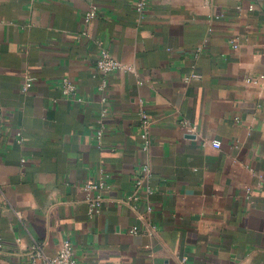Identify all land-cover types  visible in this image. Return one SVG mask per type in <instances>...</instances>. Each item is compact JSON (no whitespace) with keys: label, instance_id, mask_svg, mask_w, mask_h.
<instances>
[{"label":"crops","instance_id":"1","mask_svg":"<svg viewBox=\"0 0 264 264\" xmlns=\"http://www.w3.org/2000/svg\"><path fill=\"white\" fill-rule=\"evenodd\" d=\"M263 43V0H148L143 18L134 0H0L2 264L66 240L78 264H264ZM102 47L127 66L106 103ZM102 177L92 218L84 185Z\"/></svg>","mask_w":264,"mask_h":264},{"label":"built area","instance_id":"2","mask_svg":"<svg viewBox=\"0 0 264 264\" xmlns=\"http://www.w3.org/2000/svg\"><path fill=\"white\" fill-rule=\"evenodd\" d=\"M136 11L143 18L148 10V0H134ZM264 1V0H263ZM250 8H253L252 6ZM97 17L96 9L93 7L89 9L84 15V23L88 25L92 20ZM83 36L90 37L88 31L82 33ZM235 47H237L236 42H234ZM264 45V43H263ZM97 68L103 74V79L99 86V90L102 95V102L106 103L108 101V89H109V75L127 69V66L120 60L113 57L110 51L102 47L100 51L99 58L97 60ZM251 82H258L257 80H249ZM30 85L28 82L25 89ZM77 90L76 83L71 79H64L63 92L68 96H75ZM108 110L103 112V116L107 115ZM140 128H141V138L144 141L145 152H149L152 144L151 138V126L152 121L149 114L142 108L139 112ZM103 136V130H100L97 137L100 139ZM212 146L216 149H220L222 146L221 141H212ZM1 153V152H0ZM152 171L151 167L146 164L142 170L141 176L136 179L135 189L132 195H130L124 202L126 204L140 201L143 197H149L153 194L154 188L151 185ZM109 188L107 180L105 178H100L97 181H91L84 185V195L85 200L89 207L90 217H95L103 209L105 196L104 192ZM131 208L138 212V207L134 204ZM152 211L151 205L148 206V212ZM141 217L143 215L141 214ZM138 227H134L132 232H137ZM4 251V244L0 243V254ZM31 256V264H78L75 259V248L73 244L66 240L61 244L58 254L55 257H49L44 250V247L40 243H34L29 250ZM0 264L2 261L0 260Z\"/></svg>","mask_w":264,"mask_h":264}]
</instances>
